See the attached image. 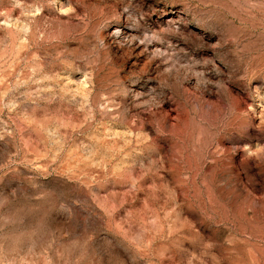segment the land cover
<instances>
[{"label": "rangeland", "instance_id": "1", "mask_svg": "<svg viewBox=\"0 0 264 264\" xmlns=\"http://www.w3.org/2000/svg\"><path fill=\"white\" fill-rule=\"evenodd\" d=\"M0 264H264V0H0Z\"/></svg>", "mask_w": 264, "mask_h": 264}]
</instances>
